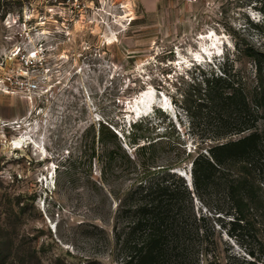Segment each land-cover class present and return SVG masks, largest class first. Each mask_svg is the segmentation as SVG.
<instances>
[{"label":"rangeland","instance_id":"1","mask_svg":"<svg viewBox=\"0 0 264 264\" xmlns=\"http://www.w3.org/2000/svg\"><path fill=\"white\" fill-rule=\"evenodd\" d=\"M245 42L264 48V0H0V264H124L115 216L138 175L117 164L102 178L100 123L131 152V124L156 122L134 128L138 142L157 140L156 164L181 182L210 142L204 108L183 97L189 77L229 55L251 79L255 66L237 58ZM149 87L152 100L131 109ZM247 178L234 194L216 187L223 208L207 210L225 264L255 259L247 230L231 227L238 211L264 215V156Z\"/></svg>","mask_w":264,"mask_h":264},{"label":"trees","instance_id":"2","mask_svg":"<svg viewBox=\"0 0 264 264\" xmlns=\"http://www.w3.org/2000/svg\"><path fill=\"white\" fill-rule=\"evenodd\" d=\"M236 48L238 61L248 59L255 66L254 77L247 75L246 63L235 69L227 55L219 65L199 62V73L189 77L188 89L183 94L185 100L196 101L198 109L204 108L210 126V133L205 136L206 143L210 141L208 146L191 163L193 188L185 174L179 176L181 182L170 180L174 174L172 163L156 164L151 149L157 140L146 136L147 142H138L145 139L144 133L134 128L138 125L141 130L153 129L156 122L139 119L131 124L125 135L133 153L119 143L118 131L113 126L100 123L99 141L105 160L102 178L114 176L117 164L121 171L138 175L115 216L113 238L123 252L124 264H225L216 251L208 223L211 215L207 214L210 208L216 212L223 207L217 197L211 196L222 184L228 195L243 190L247 176L264 156V48L251 42ZM110 139L113 147L109 145ZM197 199L201 202L199 207ZM238 212L231 229L247 230L251 245L248 252L255 256L254 260L245 259L243 264H264V215L251 220Z\"/></svg>","mask_w":264,"mask_h":264},{"label":"bare ground","instance_id":"3","mask_svg":"<svg viewBox=\"0 0 264 264\" xmlns=\"http://www.w3.org/2000/svg\"><path fill=\"white\" fill-rule=\"evenodd\" d=\"M214 41V40H213ZM216 49V48H215ZM205 55V54H204ZM206 56V55H205ZM197 59H199V60H201L199 57H196ZM192 60L193 61H195V58L194 57H192ZM196 62V61H195ZM197 63V62H196ZM153 88L152 87H149V88H145V89H143L141 92H140V94L139 95H137L134 99H133V101H131V103H130V105H129V107L132 109V106L133 105H138V101L139 100H142L143 98H147V102L148 101H151L152 100V98H153ZM145 103V102H144ZM144 105V104H143ZM140 106V108H145L146 106L144 105V106ZM164 106V105H163ZM161 109L162 110H168V108H167V106L166 107H161ZM132 113H133V116H134V118L135 119H138V118H140V117H142V116H144L145 114H147V111H144V112H141L140 110H139V108H136V109H134L133 111H132ZM13 144L15 145V146H20L21 144H22V141L19 139H15L14 141H13Z\"/></svg>","mask_w":264,"mask_h":264},{"label":"water","instance_id":"4","mask_svg":"<svg viewBox=\"0 0 264 264\" xmlns=\"http://www.w3.org/2000/svg\"><path fill=\"white\" fill-rule=\"evenodd\" d=\"M182 175H183V174H182ZM185 178H186V180H187L188 185H189L191 188H193V183H192V179H191V177H190L188 174H186V175H185Z\"/></svg>","mask_w":264,"mask_h":264},{"label":"built area","instance_id":"5","mask_svg":"<svg viewBox=\"0 0 264 264\" xmlns=\"http://www.w3.org/2000/svg\"><path fill=\"white\" fill-rule=\"evenodd\" d=\"M29 70H30V69H29V67H28V71H27V73L29 72ZM7 78H8L9 80H11V77H7ZM28 84L33 85V82H32V81H29Z\"/></svg>","mask_w":264,"mask_h":264}]
</instances>
